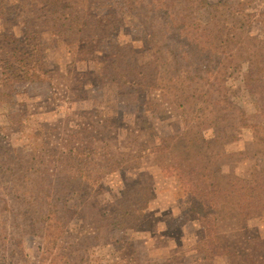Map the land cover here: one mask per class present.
<instances>
[{"label": "rangeland", "instance_id": "obj_1", "mask_svg": "<svg viewBox=\"0 0 264 264\" xmlns=\"http://www.w3.org/2000/svg\"><path fill=\"white\" fill-rule=\"evenodd\" d=\"M147 1L0 0V194L33 197L62 181L71 214L61 241L95 236L88 264H264V187L256 215L241 219L222 199L213 221L200 181L174 171L207 175L222 192L236 178L264 186V104L245 86L246 58L219 82L212 62L190 57L178 19L166 31ZM189 11L187 22L263 52L264 0H188L174 12ZM203 65L208 74L194 71ZM12 224L0 210V250ZM42 242L24 235L32 262Z\"/></svg>", "mask_w": 264, "mask_h": 264}, {"label": "trees", "instance_id": "obj_2", "mask_svg": "<svg viewBox=\"0 0 264 264\" xmlns=\"http://www.w3.org/2000/svg\"><path fill=\"white\" fill-rule=\"evenodd\" d=\"M181 1L187 2L188 0H148L147 4H153L151 9L152 15L162 14L165 16L164 26L166 31L174 32L171 28V24L174 22L171 17L178 19L180 31L189 32V34L184 35L190 36L192 41L191 43L196 49V53L190 57L202 56L203 58L201 59L206 60L207 64L212 62L216 67L215 71L217 72L219 82L222 81L221 72L223 68L226 66L232 67L231 65L235 61L246 58L245 62L248 67L243 78L245 86L247 87L249 84H254L252 86H254L256 91H252V93L256 94L259 103L264 104V49H261L263 52L257 50L253 51L249 55L246 52L248 49L242 50V43H240L236 48L233 47L231 40L234 41V44H237L235 36H222L220 38L221 34L219 30L213 28L211 24V27H209V24L202 27L194 22L195 19L194 21L192 20L193 22H187L186 19H190L192 11H189L188 15L185 14L182 16H177L174 12L177 4ZM127 3H130L134 7L136 4H141L142 0H127ZM154 21V17L150 16V27L154 25ZM153 35L155 34L153 33ZM162 36H165L164 32ZM245 39L249 41L248 36H246ZM162 45H164V40H162ZM164 46L167 47L166 45ZM182 60H186V58ZM178 65L179 63L176 64V66ZM197 70L208 74V72L205 71V65L201 68L195 69L194 71ZM210 75V77L213 78L212 74ZM176 78L179 77L176 76ZM198 79H200V76H198ZM214 79L215 78H213V80ZM194 98L193 94L181 95L180 97H177L178 107L180 108L182 106L190 105ZM238 121L242 126L246 125L242 122L241 114H239ZM250 127L257 128L258 124H252ZM171 168H173V166H171ZM179 168V165L175 166L174 171H176L178 176L177 178L182 181V183H190L196 180L201 183L200 194L202 197L201 209L204 208V212L202 213L203 217L209 214V216H213V221L216 220L217 217L215 214L221 210V207L225 205L226 201L230 205L228 211L231 210V212H233L234 209H237L233 215L238 216L241 219H247L256 215L257 204L259 203L262 194L261 188L264 187L257 179L236 178L235 182L227 185L228 190H224V192H222L219 185L213 183L211 178L207 175L197 178L193 172L185 175L181 172V168ZM62 170L65 171L64 168H62ZM26 174L27 177L30 175L28 170L26 171ZM17 176L14 178H17ZM67 178L69 179L68 170ZM22 179V183H24L23 175ZM43 180H38V183L44 185V181L46 180ZM17 181L20 182V180ZM46 187L50 189L49 194ZM64 188L65 186L62 184V181H59V183H56L55 185L51 186V184H47V186H44L43 189H37V193L33 197L28 193L12 195L0 194V196H3L2 201L4 203L0 210L3 211L4 214L11 216L12 225L14 226L13 235L15 236V238L10 236V234L3 236V247L0 250V264H88V255L85 260L83 257L85 253L84 247L88 245L90 240L95 239V236L89 237V235H84L74 244H64L61 241L68 225V216L71 214L70 209H67L65 205L59 204V202L65 204V199L63 198L65 196L63 191ZM12 190L13 188L11 191ZM130 191L131 190H126L124 192L122 200H125ZM28 195L32 198L28 197L27 200ZM222 199L225 203H223V205L219 208V202ZM13 201H15L16 204ZM11 202H13L16 206L15 211L12 210L13 204H11ZM20 202L24 204L23 208L18 206ZM141 211L142 210H133L132 213H140ZM195 211L197 212L199 209ZM205 212L206 215L204 214ZM0 233H4L3 230H0ZM26 233L40 235L43 240L36 262H32L26 257L24 248L22 247L23 237ZM10 242V246L7 247V244ZM211 242L212 241H210V243ZM214 249L216 250V248Z\"/></svg>", "mask_w": 264, "mask_h": 264}]
</instances>
